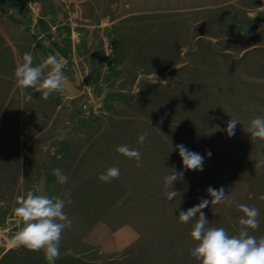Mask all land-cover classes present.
Instances as JSON below:
<instances>
[{
	"label": "rangeland",
	"instance_id": "1",
	"mask_svg": "<svg viewBox=\"0 0 264 264\" xmlns=\"http://www.w3.org/2000/svg\"><path fill=\"white\" fill-rule=\"evenodd\" d=\"M26 52L33 66L61 58L80 94L22 93L14 72ZM258 116L264 0H0V252L20 247L14 209L29 191L71 199L60 257L95 264H199L190 254L198 217L177 216L210 200L209 186L233 203L202 209L208 227L238 235L236 205L246 204L260 213L250 235L264 236V167H254L264 140L246 131ZM231 118L240 123L229 137ZM125 144L142 153V167L116 152ZM178 144L204 156L203 171L183 168ZM110 167L119 178L100 181ZM172 169L183 176L168 201Z\"/></svg>",
	"mask_w": 264,
	"mask_h": 264
},
{
	"label": "clouds",
	"instance_id": "2",
	"mask_svg": "<svg viewBox=\"0 0 264 264\" xmlns=\"http://www.w3.org/2000/svg\"><path fill=\"white\" fill-rule=\"evenodd\" d=\"M33 55L26 52L23 55V62L18 64L14 79L16 86L24 93L31 89L42 95L47 100L49 96L60 89L63 79L62 59L57 56H49L45 61L37 66H33ZM27 99L31 101L33 96L30 94ZM240 121L231 118L224 129L226 134L231 137L235 135L236 125ZM246 131L250 133L251 139L264 140V117L252 119ZM148 133L144 132L138 136L137 143L144 144ZM172 147V145H171ZM179 153L184 169L203 171L204 156L190 151L183 144L175 145ZM116 152L136 161L137 167H142V153L132 149L128 145H118ZM208 157L212 155L210 151L206 153ZM255 169L264 167V155L259 156ZM54 175L60 184L67 183L68 177L60 168L54 170ZM121 175L118 167H110L105 172L99 174V180L110 183L113 179ZM183 172H172L164 178L165 196L168 201L176 197L177 191L173 190L175 181L181 179ZM211 199L199 198L200 202L195 206L179 211L178 220L187 224L194 218L196 222L190 231V238L196 242L190 249V254L199 264H264V236L257 238L250 235L251 229L259 228V209L246 204H237L236 207L242 213L239 218L241 226L238 235H229L222 227H208L209 220L202 209L209 205L227 204L231 206L233 200L225 194L223 187L214 188L209 186L206 189ZM251 198V197H249ZM264 199V197H261ZM19 205L14 209V214L23 222L21 230L13 237V243L23 246L26 250L42 251L45 264H55L60 258V241L64 229L71 227L72 221L65 213L66 203H72L71 199L65 201L59 196L49 197L46 194H34L29 191L26 196L16 197Z\"/></svg>",
	"mask_w": 264,
	"mask_h": 264
},
{
	"label": "water",
	"instance_id": "3",
	"mask_svg": "<svg viewBox=\"0 0 264 264\" xmlns=\"http://www.w3.org/2000/svg\"><path fill=\"white\" fill-rule=\"evenodd\" d=\"M62 89L67 97L74 98L80 94V80L75 77L70 81L63 77ZM0 264H45L42 251L26 250L23 246L15 249H9L0 256ZM55 264H95L82 260L75 256H64L57 259Z\"/></svg>",
	"mask_w": 264,
	"mask_h": 264
},
{
	"label": "crops",
	"instance_id": "4",
	"mask_svg": "<svg viewBox=\"0 0 264 264\" xmlns=\"http://www.w3.org/2000/svg\"><path fill=\"white\" fill-rule=\"evenodd\" d=\"M11 248L13 249V248H16V247L12 245L11 247L2 250V251L0 252V256L3 254V252H5L6 250H9V249H11ZM89 262L92 263L93 261H89Z\"/></svg>",
	"mask_w": 264,
	"mask_h": 264
}]
</instances>
